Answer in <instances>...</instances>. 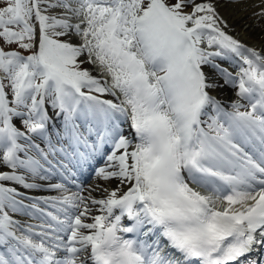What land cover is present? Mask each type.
<instances>
[{"label":"snow or ice","instance_id":"6c2138e0","mask_svg":"<svg viewBox=\"0 0 264 264\" xmlns=\"http://www.w3.org/2000/svg\"><path fill=\"white\" fill-rule=\"evenodd\" d=\"M0 5V43L28 51L0 47V264H264V53L209 0ZM98 155L117 186L71 190L63 160Z\"/></svg>","mask_w":264,"mask_h":264},{"label":"bare ground","instance_id":"6f19581e","mask_svg":"<svg viewBox=\"0 0 264 264\" xmlns=\"http://www.w3.org/2000/svg\"><path fill=\"white\" fill-rule=\"evenodd\" d=\"M196 2L200 3L202 0H196ZM209 2L215 5L218 14L226 21L227 28L225 30L230 35L240 40L246 46L254 47L255 49L264 53V18H258L256 15H254V13L258 12L261 8H264V2L262 0H209ZM72 22H78V18L74 17ZM70 38L72 43H78V37L75 35L71 36ZM220 62L223 64L225 63V67L235 74L236 69L233 68L227 61ZM87 68L93 75H96L95 69H93L91 64H87ZM207 71L209 75L215 76L213 70L207 69ZM216 79L219 81V83H223L222 78L216 77ZM235 92V88L225 85L223 88H217L216 90L212 91L211 94L216 96L217 99L227 103L232 100L239 99L235 95ZM242 103L247 102L243 101ZM49 115L52 117V122L48 126L50 129L55 128V126L62 123L61 118H54L55 114L53 111L49 110ZM55 132L56 130L52 132L53 135H55ZM118 183L119 181L116 179L110 180L107 184H103L101 180H97L94 183H91L90 186L100 184L103 187L111 189L115 188ZM93 196L99 198L102 196V192H93Z\"/></svg>","mask_w":264,"mask_h":264},{"label":"rangeland","instance_id":"374dc122","mask_svg":"<svg viewBox=\"0 0 264 264\" xmlns=\"http://www.w3.org/2000/svg\"><path fill=\"white\" fill-rule=\"evenodd\" d=\"M0 6H2V5H0ZM51 9H52V8H51ZM58 11H64V10L61 9V8H57V12H58ZM54 15L59 16V15L56 14V13H54ZM64 39H69V37H64ZM0 47H3L4 50H6V51H8V50H15V51H20V52H21L22 54H24V55H27V54H28V51L19 48V46H18L17 43H12V44H10V45L0 43ZM80 59H82V60L85 59V56L80 57ZM82 67H83V68H87V63L83 64ZM15 123L17 124L18 127H21V129L23 130L22 125L20 124L19 120H16Z\"/></svg>","mask_w":264,"mask_h":264}]
</instances>
